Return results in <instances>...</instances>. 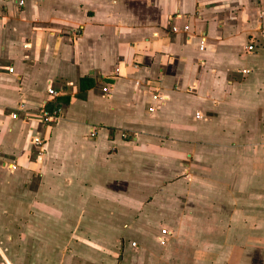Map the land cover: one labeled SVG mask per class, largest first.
Listing matches in <instances>:
<instances>
[{"label": "crops", "instance_id": "crops-1", "mask_svg": "<svg viewBox=\"0 0 264 264\" xmlns=\"http://www.w3.org/2000/svg\"><path fill=\"white\" fill-rule=\"evenodd\" d=\"M55 105L45 128L35 115ZM155 151L210 161L242 206L264 197L249 194L264 190V0H0V152L17 162L0 158L13 175L0 180V264H58L59 223L90 201L132 204L140 178L152 192Z\"/></svg>", "mask_w": 264, "mask_h": 264}, {"label": "rangeland", "instance_id": "rangeland-1", "mask_svg": "<svg viewBox=\"0 0 264 264\" xmlns=\"http://www.w3.org/2000/svg\"><path fill=\"white\" fill-rule=\"evenodd\" d=\"M153 157L152 192L142 195L140 178L132 204L117 203L118 209L90 201L75 210L76 222L59 223L58 264H264V197L242 206L226 189L217 188L210 161L201 167L200 158L167 157L157 151ZM189 162L190 173L184 171ZM133 163L146 171L144 158ZM12 176L0 169V180ZM254 193L262 195L264 190L249 192L252 197ZM242 211L251 217H242ZM162 228L170 231L164 245L157 241ZM108 234L113 239H107Z\"/></svg>", "mask_w": 264, "mask_h": 264}, {"label": "built area", "instance_id": "built-area-1", "mask_svg": "<svg viewBox=\"0 0 264 264\" xmlns=\"http://www.w3.org/2000/svg\"><path fill=\"white\" fill-rule=\"evenodd\" d=\"M17 1V0H16ZM24 4V0H18V5L21 6ZM184 29H187V27L185 26ZM173 31H177V28H173ZM77 35V32H76ZM203 40H201V44H200V48H203ZM29 46V44L27 43L26 45H24V47ZM254 42H249L248 44H246V46L244 47L245 52H252L255 50L254 48ZM10 71H12V68H10ZM243 72L245 73L246 70H243ZM48 94L54 98L57 96V91H55L52 87H50L48 89ZM153 100L158 101V104L161 103L163 100H165L167 98L166 95L164 94H160V93H156L152 95ZM155 107L154 106H150L149 110L152 111L154 110ZM22 110V109H19ZM19 110L12 112L11 113V117L12 118H19ZM24 111V110H22ZM25 114L24 116H22L23 119H27L28 117V112L24 111ZM37 120L39 121L40 124H42L45 128H48L49 126H51L53 123H56L61 117H62V113H61V109L58 106H52L51 108H47L46 106H42V108L39 110V112L35 115ZM44 142L43 138L40 137H34L32 138V143L35 144L36 146H38V148H42V143ZM41 150V149H40ZM39 150V151H40ZM0 158L1 157V152H0ZM1 165L7 169L13 170L17 168V162L16 160H9V159H5L1 161ZM170 237V231L167 228H162L158 235H157V241H159L160 244L164 245L168 238Z\"/></svg>", "mask_w": 264, "mask_h": 264}, {"label": "trees", "instance_id": "trees-1", "mask_svg": "<svg viewBox=\"0 0 264 264\" xmlns=\"http://www.w3.org/2000/svg\"><path fill=\"white\" fill-rule=\"evenodd\" d=\"M86 78H82L81 80L83 81V80H85ZM84 84H86V85H90V82H88V83H84ZM86 87V86H85ZM85 87H82L81 89H83V88H85Z\"/></svg>", "mask_w": 264, "mask_h": 264}]
</instances>
